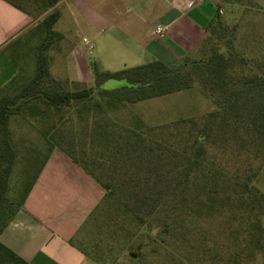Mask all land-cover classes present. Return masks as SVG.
<instances>
[{
    "label": "trees",
    "instance_id": "trees-1",
    "mask_svg": "<svg viewBox=\"0 0 264 264\" xmlns=\"http://www.w3.org/2000/svg\"><path fill=\"white\" fill-rule=\"evenodd\" d=\"M8 1L32 13L27 8L29 0ZM57 1L38 2L40 15L50 10L40 19L44 35L37 47L33 76L13 94L0 87V233L23 204L49 154L60 146L104 189L105 198L123 217L130 218L128 212L132 210L131 218L142 224L144 215L138 211L140 204H147L146 215L153 214L159 228L158 235L150 231L152 242H158V236L164 234L181 235L184 240L196 236L175 264H255L259 256L264 263V225L260 219L264 193L252 184L258 171L252 166L253 160L264 162V51L260 60L244 48H235L231 33L221 49L218 35L226 26L214 15L198 46L207 52L201 59L172 66L153 60L112 72L101 71L93 63L98 94L107 102H136L189 88L197 81L215 107L200 120L181 118L153 126L139 118L134 126L121 125L94 113L90 129L85 128L87 143H82L83 154L78 157L73 144L66 148L56 140L63 134L60 127L43 118L49 116L44 114L49 110L60 115L63 109L69 111L88 101L95 90L93 86L64 89L49 73L46 49L54 37L60 36L52 28L59 15L54 8ZM240 41L264 43V31L252 28ZM110 78L120 84L102 88V82ZM34 98L45 106L40 111V131L47 151L42 158L39 152L26 158L27 165L12 188L9 179L16 150L9 121ZM94 104L102 105L99 100ZM217 216H230L227 223L236 220L234 228L219 220L220 232L229 227L235 233L230 244L224 236L210 240V228L194 224L196 217L207 221ZM117 228L120 231L122 226ZM140 248L138 244L136 253H141ZM139 254H133L135 259L141 257ZM0 264L29 262L0 241Z\"/></svg>",
    "mask_w": 264,
    "mask_h": 264
},
{
    "label": "crops",
    "instance_id": "crops-1",
    "mask_svg": "<svg viewBox=\"0 0 264 264\" xmlns=\"http://www.w3.org/2000/svg\"><path fill=\"white\" fill-rule=\"evenodd\" d=\"M29 1L27 8L32 13L0 0V87L13 76H33L35 72L41 15L39 0ZM218 1L63 0L52 26L60 41L54 54L51 45L47 48L49 73L52 76L54 56L66 50L64 62L71 71L59 76H89L90 64L105 66L108 59H119L123 68L153 60L176 65L205 38ZM157 27L161 32H156ZM79 39L84 47L77 43ZM261 178L264 183V174ZM103 193L78 164L63 152L53 151L23 204L0 233V241L29 264H84L85 255L70 241Z\"/></svg>",
    "mask_w": 264,
    "mask_h": 264
},
{
    "label": "rangeland",
    "instance_id": "rangeland-1",
    "mask_svg": "<svg viewBox=\"0 0 264 264\" xmlns=\"http://www.w3.org/2000/svg\"><path fill=\"white\" fill-rule=\"evenodd\" d=\"M61 2L63 0H58L54 8L58 10ZM49 10L41 14L40 19ZM214 15L216 19L226 26L225 32L218 35L217 44L221 46V49L224 48L223 45H227L229 33H231L234 37L232 45L235 48H244L247 54L262 60L264 43H257L255 45L252 42L240 41V38L248 34L252 28H256L259 33L264 31V0H219L215 4ZM40 30L39 41L41 42L44 35L43 27L40 26ZM59 41L60 36L54 37L50 44L52 47L50 48L51 54L55 53V48H57ZM78 42L80 46L84 47L81 39L77 40ZM90 47L92 48L93 45H90ZM47 52L48 50L46 49V54ZM205 54L207 52L205 53V50L199 47L194 53L181 60V62L201 59ZM66 55L67 50L62 51L59 56L56 58L54 56L52 59L51 68L54 81L59 83L62 88L68 90L93 86L95 89L94 93L88 101L78 103L69 111L63 109L61 114L57 115L49 110L44 112L45 115L49 116L43 118L60 127V131L63 134L57 136L56 140L66 148H68L69 143L73 144L78 157H81L83 154L80 153V148L82 143H87L85 128L87 126V130L88 128L90 129L91 116L94 113L98 116L106 115L121 125L134 126L136 119L139 118L145 125L153 126L173 122L181 118L192 117L200 120L205 113L215 107V103L206 96L197 81H194L193 85L189 88L136 102H124L119 99L107 102L105 97L98 94L92 64H90L91 75L89 73V76H59V74L69 75L71 71L70 65L64 62ZM85 56L89 60L87 51L85 52ZM57 58L58 61L56 60ZM59 66L61 71L58 73ZM99 67V70H105V68L119 70L123 68L119 59H108L105 66ZM29 78L30 76H13L3 88L10 94L16 93ZM118 84H120V81L110 78L103 81L101 87L110 89ZM94 100H99L102 104L101 107H96ZM42 109H45V106L37 98L30 99L26 104L22 105L18 114L10 118V138L16 150L15 163L9 179L12 188L17 184L23 168L27 165L26 158L34 155L35 152H39V157L42 158L47 151L46 141L40 131L42 127L40 121L42 120V115H40V111ZM53 151L65 154L60 146L55 147ZM85 154L89 155V152L87 151ZM252 166L258 169L252 184L264 193L262 188L264 183H262L261 178V175L263 176L264 174V162L262 163V159L256 158L253 160ZM140 205L138 212L144 215L142 224L136 218H131L132 214L134 215L132 210L128 212L131 214L130 218L123 217V214L117 211L114 205L111 204V200L105 198L103 193L93 211L85 216V219L70 241L72 245L76 246L85 255L84 264H175L177 256L182 255L187 244L197 239L196 236L192 238L188 237V240L185 238L187 240L185 242L181 235L175 234L171 236L164 234L162 237L158 236V242H152L149 236L150 231L154 235H158L159 233V228L155 226L156 221H153L157 218L153 217V214L146 215V209L149 208L146 203ZM165 210L167 209L164 206ZM245 217L242 218L243 222L247 219ZM221 218L223 221L225 220L226 226L230 224L231 228H234L236 220L232 219L231 223H227L226 221L231 219L230 216H217L207 221L196 217L194 224L197 226L207 225L210 228L208 232L210 240L221 239V236H224V239L230 244L236 237L235 233L229 227H226L227 229L224 233L219 231V220ZM260 219L262 225H264V212L260 215ZM119 226H122L120 231L117 228ZM138 244L141 245L140 254L136 253ZM133 254H139L141 257L135 259V255ZM255 264H264L260 256L256 258Z\"/></svg>",
    "mask_w": 264,
    "mask_h": 264
},
{
    "label": "built area",
    "instance_id": "built-area-1",
    "mask_svg": "<svg viewBox=\"0 0 264 264\" xmlns=\"http://www.w3.org/2000/svg\"><path fill=\"white\" fill-rule=\"evenodd\" d=\"M200 1H202V0H191L190 4L195 3V2H200ZM161 30H162V28H160V27H157V28H156V32H157V33H158V32H161Z\"/></svg>",
    "mask_w": 264,
    "mask_h": 264
}]
</instances>
